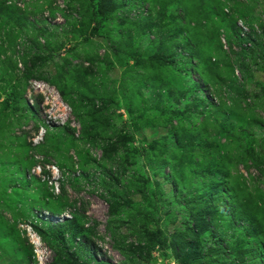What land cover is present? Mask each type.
<instances>
[{"label": "rangeland", "instance_id": "obj_1", "mask_svg": "<svg viewBox=\"0 0 264 264\" xmlns=\"http://www.w3.org/2000/svg\"><path fill=\"white\" fill-rule=\"evenodd\" d=\"M0 264H264V0H0Z\"/></svg>", "mask_w": 264, "mask_h": 264}, {"label": "trees", "instance_id": "obj_2", "mask_svg": "<svg viewBox=\"0 0 264 264\" xmlns=\"http://www.w3.org/2000/svg\"><path fill=\"white\" fill-rule=\"evenodd\" d=\"M169 27H172V26H169ZM50 59H51L50 56H48V57H43V58L41 59V61H42V62H43V61H44V62H47V61L50 60ZM41 78H42V77H39L38 79H41ZM12 97H13L14 100H17V98H18L17 95H16V93H14V92L12 93ZM22 101H23V100H22ZM23 103L25 104L24 101H23ZM205 201H206V199H205ZM205 201H203V202H205ZM68 221H70V220H68ZM39 234H40L41 237H43V236H42V233H39Z\"/></svg>", "mask_w": 264, "mask_h": 264}]
</instances>
